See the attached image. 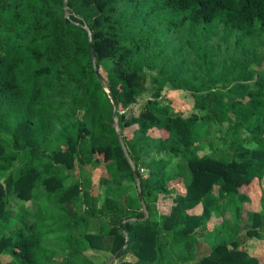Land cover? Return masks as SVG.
<instances>
[{"label":"trees","instance_id":"16d2710c","mask_svg":"<svg viewBox=\"0 0 264 264\" xmlns=\"http://www.w3.org/2000/svg\"><path fill=\"white\" fill-rule=\"evenodd\" d=\"M65 1L0 0V219H10L9 195L28 203L42 185L49 194L62 192L58 203L71 213L79 208L73 228L85 226L81 241L89 256L80 264H114L128 254L138 258L134 264H264L241 237L245 231L248 239L264 241V201L258 211L244 209L255 181L264 195V0H67V14ZM177 17L208 31L211 54L203 56L248 63L250 78L224 85L202 79L198 74L214 73V63L202 68L208 63H197V55L194 70L193 55L171 51L160 57L167 66L158 68L157 31ZM229 31L234 43L227 42ZM240 40L248 46L242 49ZM92 50L107 87L96 75ZM179 69L197 76L180 78ZM167 87L188 103L177 108ZM146 94L142 109L132 113ZM119 135L140 175L148 217ZM89 168L93 175L100 171L103 190L118 186L113 194L95 192L84 176ZM44 170L50 172L45 179ZM177 180L184 194L170 188ZM160 195L173 196L164 216L157 210ZM216 195L222 223L207 249L200 242L210 235ZM39 232L33 222L1 238L0 255L11 260L0 264H40L33 254ZM125 233L130 243L114 261ZM170 243L177 252L167 250ZM72 256L61 264H77Z\"/></svg>","mask_w":264,"mask_h":264},{"label":"rangeland","instance_id":"374dc122","mask_svg":"<svg viewBox=\"0 0 264 264\" xmlns=\"http://www.w3.org/2000/svg\"><path fill=\"white\" fill-rule=\"evenodd\" d=\"M180 19L181 17L174 18L173 20H168L167 22L162 23V28L157 31V66L158 68L162 66H167V64H163L161 62L160 57L165 56L171 51L172 53L176 54L177 56H183L187 57L188 55H193V58L191 60V65H189L190 68L196 70L197 66H195L192 61L196 58L197 55H202V57L199 59L197 58L196 62L199 64L208 63L207 66H201L204 67H211L214 63L215 65V72L214 73H199L198 75L202 76L204 75L206 78L202 79H214L217 78L221 81V85H224L223 82L226 81L231 82L232 80H236L237 82H245L246 79L250 78L251 72H252V66H249L248 63H243V61L235 60L231 57L226 56L224 59H218L215 55L213 56H203L204 54L210 55V48L207 46V41L209 33L206 29H203L201 31H195L190 27V24L187 22L182 24ZM219 32V30H218ZM228 43H234L237 38L235 36V33L229 31L228 32ZM218 40V39H216ZM240 47L243 49V47H247V41L246 40H240ZM194 42L197 45H200V47L197 49V51L189 49V44ZM219 42V41H218ZM170 44V45H169ZM221 45H223L222 49L225 48V43L221 42ZM168 48V49H167ZM216 49L219 50V48ZM217 50L214 51L215 54H217ZM224 53V51H223ZM160 59V62H159ZM218 63V65H217ZM173 66L176 68H179L180 66L177 60H174L172 62ZM255 65V64H254ZM264 68V67H263ZM175 71V70H173ZM177 73L184 72L183 70L179 69L176 70ZM191 72H188L187 74L182 73L180 78H192L197 76L196 72L193 71L192 75L190 76ZM221 89V88H220ZM166 92L168 90H171L170 87H167ZM171 94L172 100L175 102V105L177 108H183L187 103L188 100H186V96L181 94V92L174 91ZM149 98V95L146 94L142 99H140V102L138 104L132 106V113L138 114L139 111L142 109V106L144 105V102ZM227 130V125L224 124L222 126V133H225ZM132 131V129L127 130V132ZM218 139V137H217ZM216 141V140H215ZM43 165L47 168L50 165V161L46 158L43 161ZM145 169V168H144ZM90 170V168L88 169ZM89 172V173H88ZM96 176L93 177L92 170L84 172V176L88 177L90 180L92 178V185L94 186L95 192L102 191V188L100 186V177L97 176L99 171H96ZM94 173V174H95ZM148 173V171H145V174ZM150 172L148 173L149 176ZM43 179L48 178L50 176V172L44 170L42 173ZM82 179V178H81ZM72 184L70 179L66 180V185ZM255 185H252V189L250 193H248V197L250 196L251 201L253 203H250L249 205H246L247 211H255L260 210L262 203L264 201V195L261 189L260 184L255 181ZM262 186L264 187V181L262 182ZM118 187V186H117ZM117 187H113V191L109 193L108 189H105L104 194L105 195H111L115 191ZM97 192V193H99ZM245 192V189L243 190ZM101 194V193H100ZM62 195V192H56L49 194L42 185L38 186L34 192V201L31 202H22L19 201L17 198H15L13 195H9V205L8 209L11 211V216L8 222L2 221L0 219V239L9 236V235H15L16 231L20 229L21 227H25L30 225L31 223H36L37 227L40 229L39 235L36 237V239L39 240L38 245L33 249V254L35 256V259L40 264H61L63 259L72 252L73 256L72 259L77 264L84 263V258L89 257L86 254L85 247L86 243L81 241L82 236V229H84L85 226L83 224H80V227L73 228V222L79 218V208H76V213H71L69 211L68 207L60 206L58 201ZM220 195H216L214 197V205L217 204L219 201ZM250 201V199H248ZM79 202V200H78ZM41 207L40 211L37 209ZM87 208V207H86ZM220 210V209H219ZM215 209V211L219 212V216H221L220 211ZM215 212V214L217 213ZM39 213V216L37 215ZM217 216V215H216ZM49 217V218H48ZM90 226V229L97 228V222L93 221ZM215 224L213 223L212 226H210L209 234L205 237V242L209 243H215L217 240V231L214 228ZM242 237V244L245 245V247L249 248L250 250H256L261 249V245L264 249V241L258 240V239H248L245 235V231L241 234ZM171 240V239H170ZM249 240L250 243H249ZM173 242V241H172ZM171 242V243H172ZM219 241L218 243H220ZM169 244V247H167V250L171 252V254L177 252V247H174V244ZM176 250V251H175ZM173 252V253H172ZM170 254V255H171ZM206 254H201L200 258L205 256ZM174 260L175 257L171 255ZM10 256L8 255H0V261L2 263H7L9 261ZM264 258H262L263 261ZM11 260V258H10ZM83 260V261H82Z\"/></svg>","mask_w":264,"mask_h":264},{"label":"crops","instance_id":"0c3cea01","mask_svg":"<svg viewBox=\"0 0 264 264\" xmlns=\"http://www.w3.org/2000/svg\"><path fill=\"white\" fill-rule=\"evenodd\" d=\"M165 92H166V90H165ZM172 92H174V90H168L166 93H168L169 95H171V94H173ZM159 133H160V131H158V130H155L154 132H153V136L154 137H159ZM161 135V134H160ZM99 171V170H98ZM94 176H96V173L93 175V177ZM97 176L98 177H100V171H99V173L97 174ZM80 180V179H79ZM81 181V180H80ZM93 182V181H92ZM95 186V185H94ZM170 188H174V189H176V193L177 194H184L185 192H186V190H185V187H184V184L183 183H181L179 180H177V181H172L171 183H170ZM96 189V188H95ZM251 190V189H250ZM104 191H105V189L103 190L102 189V191H97V192H99V193H101L102 195L104 194ZM108 191H109V193H111L112 191L110 190V189H108ZM245 193V192H244ZM243 193V194H244ZM247 193V196H248V191L246 192ZM246 195V194H245ZM249 199H250V201H244V209L247 211V209H246V205H249L250 203H253L252 201H251V198H250V196H249ZM172 203H173V196H164V195H160V197H159V201H158V203H157V210H158V212H159V214L162 216H164V215H167L168 214V212L170 211V208H171V206H172ZM142 208H143V206H142ZM73 209V211H74V208H72ZM199 210H198V212L197 213H201V211H202V208L201 207H199L198 208ZM215 209H217V204L216 205H214L213 204V214H212V220H211V222L208 224V228H207V232L210 230V226H212L213 225V223L215 224V226H214V228H212V230L213 229H216L217 227H219L220 226V224L222 223V216H219V212H217V211H215ZM248 211H250V210H248ZM256 211V210H255ZM215 212H217L216 214H215ZM250 212H254V211H250ZM217 215V216H216ZM146 217H148V216H146ZM133 221H135V220H133ZM209 233V232H208ZM252 240V239H251ZM251 240H249V243H250V241ZM254 240V239H253ZM204 243H206L205 242V240L204 239H202L201 240V242H200V244H201V246H206L207 247V249L209 248V246H208V244L206 243V244H204ZM247 250L251 253V255H253V256H255V257H257L262 263H264V259H263V261H262V258H264V249H263V246L261 245V249H256V250H250L249 248H247ZM89 252V254H93V253H90V251H88ZM101 256H103V257H105V259H106V257H108L110 254L109 253H106V252H100L99 253ZM114 261H116L117 259H115V257H114V259H113ZM121 261H125V262H130V263H136L137 261H138V258L136 257V256H134L133 254H128V255H126L125 257H123L121 260H118V261H116L114 264H119ZM186 264H194V263H186Z\"/></svg>","mask_w":264,"mask_h":264},{"label":"water","instance_id":"95a60500","mask_svg":"<svg viewBox=\"0 0 264 264\" xmlns=\"http://www.w3.org/2000/svg\"><path fill=\"white\" fill-rule=\"evenodd\" d=\"M65 12L66 14L68 13V4H67V0L65 1ZM87 29V27H85ZM92 55H93V58H94V69L96 71V75L98 76L101 84L104 86V87H107V83L105 81V79L102 77V75L99 73L96 65H95V52L92 50ZM112 104H113V118L115 120V124H116V129L119 130V126H118V119H117V110H118V106H117V102L115 99H113L112 101ZM119 138H120V142L122 144V147L125 151V154L128 158V160L130 161V164L133 168V171H134V174H135V178H136V181H137V188H138V191H139V197H140V201H141V205L143 206V208L145 209V212H146V215L148 216V212L146 210V207H145V204H144V198H143V193H142V190H141V184H140V175L138 174V170L135 166V164L132 162V160L130 159V156H129V153H128V150L123 142V139H122V136L119 135ZM121 228L124 230V226L123 224H121ZM125 236H126V245L125 247L123 248V250L121 252H119L116 256H115V259H118L124 252L125 250L127 249L129 243H130V240H129V237L127 235V233H125Z\"/></svg>","mask_w":264,"mask_h":264},{"label":"built area","instance_id":"2783aa9c","mask_svg":"<svg viewBox=\"0 0 264 264\" xmlns=\"http://www.w3.org/2000/svg\"><path fill=\"white\" fill-rule=\"evenodd\" d=\"M140 172H141V173H144V169L142 168V169L140 170Z\"/></svg>","mask_w":264,"mask_h":264}]
</instances>
